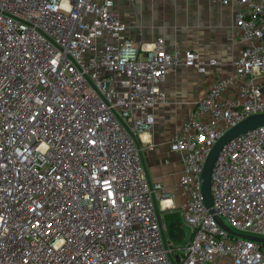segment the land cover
<instances>
[{
  "label": "built area",
  "instance_id": "obj_1",
  "mask_svg": "<svg viewBox=\"0 0 264 264\" xmlns=\"http://www.w3.org/2000/svg\"><path fill=\"white\" fill-rule=\"evenodd\" d=\"M212 1L239 6L243 47L170 142L190 227L179 243L164 237L161 218L176 206L147 176L143 150L155 146L167 75L220 61L163 37L139 41L119 0H0V264H264V243L219 224L264 237V124L221 147L214 213L202 185L219 139L264 113V0Z\"/></svg>",
  "mask_w": 264,
  "mask_h": 264
},
{
  "label": "crops",
  "instance_id": "obj_2",
  "mask_svg": "<svg viewBox=\"0 0 264 264\" xmlns=\"http://www.w3.org/2000/svg\"><path fill=\"white\" fill-rule=\"evenodd\" d=\"M238 9L235 3L212 0H119L120 13L139 41L152 42L163 37L169 45L179 43L194 48L204 60L220 61L206 73L180 65L167 75L163 85L168 102L157 111L159 132L155 131L152 138L155 146H144L143 156L146 171L149 174L145 153L154 173V178L149 174L150 179L161 182L172 193L176 207L163 213L167 223L181 216L184 201L178 184L183 163L180 155L171 150L170 142L182 120L191 115L193 104L207 95L213 81L234 70L243 47L235 25ZM161 120L172 125L159 126ZM189 235L190 230H186L183 240L174 241L183 243ZM218 262L232 264L228 258Z\"/></svg>",
  "mask_w": 264,
  "mask_h": 264
},
{
  "label": "water",
  "instance_id": "obj_3",
  "mask_svg": "<svg viewBox=\"0 0 264 264\" xmlns=\"http://www.w3.org/2000/svg\"><path fill=\"white\" fill-rule=\"evenodd\" d=\"M261 124H264V113L254 114L249 116L248 118L237 124L235 127L227 131L215 144L211 153L209 154L202 174V185H203V193H204L205 201L211 213H214V209L212 207V191H211L212 170L221 147L234 136L243 133L249 129H252L256 126H259ZM147 176L149 177L148 172H147ZM219 224L221 227H223L233 235H237L243 238H248L257 242L264 243V237L253 234L238 233L223 220H219ZM161 226L163 227V233L165 238L169 237V238H173L174 240L181 241L186 237V229L183 221L180 219L179 216L174 221L169 223L164 222L161 218Z\"/></svg>",
  "mask_w": 264,
  "mask_h": 264
},
{
  "label": "rangeland",
  "instance_id": "obj_4",
  "mask_svg": "<svg viewBox=\"0 0 264 264\" xmlns=\"http://www.w3.org/2000/svg\"><path fill=\"white\" fill-rule=\"evenodd\" d=\"M172 124L170 123V122H168V121H166V120H161V122L159 123V126H165V127H168L169 128V126H171ZM155 131H156V133H158L159 132V127H156V129H155ZM145 155H146V159H147V166H148V169H149V174H150V176L152 177V178H154V173H153V170H152V168H151V165H150V163H148V161H149V159L147 158V154L145 153ZM185 229L186 230H190V227H188V226H185ZM223 260V259H222ZM226 261V260H225ZM216 264H221V263H219V262H217ZM223 264H230V263H225V262H223Z\"/></svg>",
  "mask_w": 264,
  "mask_h": 264
},
{
  "label": "bare ground",
  "instance_id": "obj_5",
  "mask_svg": "<svg viewBox=\"0 0 264 264\" xmlns=\"http://www.w3.org/2000/svg\"><path fill=\"white\" fill-rule=\"evenodd\" d=\"M142 136L145 140H149L150 138L148 133H143Z\"/></svg>",
  "mask_w": 264,
  "mask_h": 264
}]
</instances>
